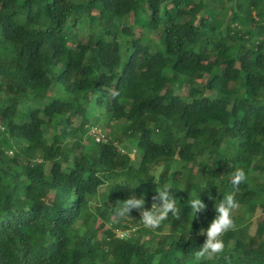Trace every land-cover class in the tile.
<instances>
[{"label":"trees","instance_id":"obj_1","mask_svg":"<svg viewBox=\"0 0 264 264\" xmlns=\"http://www.w3.org/2000/svg\"><path fill=\"white\" fill-rule=\"evenodd\" d=\"M121 135L136 142L137 164ZM237 168L248 177L238 191ZM165 188L179 213L159 228L136 210L114 216L118 199L144 197L151 210ZM229 193L236 228L224 253L197 261L200 229ZM130 226L132 238L116 237ZM225 256L264 264V0H0V264Z\"/></svg>","mask_w":264,"mask_h":264},{"label":"clouds","instance_id":"obj_2","mask_svg":"<svg viewBox=\"0 0 264 264\" xmlns=\"http://www.w3.org/2000/svg\"><path fill=\"white\" fill-rule=\"evenodd\" d=\"M118 95V93H114ZM248 177L242 168H237L231 173L230 183L234 189L239 190V186L247 181ZM209 199H212L209 196ZM154 201L151 210L145 209L146 200L141 197L130 196L124 200H117L114 207V216L124 220L130 217L133 210L141 213L142 225L151 230H155L168 219L171 214L178 217L179 210L176 205L175 198L170 194V190H157V194L152 197ZM191 211L196 215L205 212L207 205L201 198H191L188 200ZM215 218L210 222L209 227L200 229L199 234L205 236V242L194 251L193 255L197 261L211 259L214 256H219L225 251V242L223 237L229 231L236 228L233 212L239 208V203L236 201L234 194L229 193L223 197L221 202L215 204ZM118 230V229H115ZM114 233L116 234V232ZM117 237V236H116ZM119 238V237H117ZM132 238V237H131ZM122 239V238H119ZM130 239V238H128ZM225 261H229V257H224ZM230 264V261H229Z\"/></svg>","mask_w":264,"mask_h":264},{"label":"rangeland","instance_id":"obj_3","mask_svg":"<svg viewBox=\"0 0 264 264\" xmlns=\"http://www.w3.org/2000/svg\"><path fill=\"white\" fill-rule=\"evenodd\" d=\"M71 28H68V30H70ZM138 31V30H137ZM153 44L154 46H156L159 51H163V46H158L159 43H160V39L157 38V37H153ZM69 48H74V46H69ZM207 80V77L204 76V75H200L196 80H193V79H190V78H187L185 79V83H184V86L183 88L180 90V93L181 94H187L188 90L191 88V86L193 85V83L195 82H206ZM123 123V121L121 122ZM49 132H52L54 131V128L49 126ZM100 128H102V126H100ZM104 129V128H102ZM105 130H108L109 129H105ZM120 141L122 144H124L123 146L121 145L119 148L121 149V151L123 152L124 150H126V152L128 151L127 149H129V151H132V153H130V157L132 158V160H134V163L137 164L136 162H138L139 158H140V155L141 153L137 150V145H136V142H132V143H129L128 144V141H129V138L125 135H121L120 136ZM88 144V142H87ZM128 148H127V147ZM126 147V148H125ZM155 171H159V168L155 169ZM103 191L104 189L101 190V194H103ZM111 191V188L107 187L105 188V196H106V199L107 197L109 196V193ZM48 205H50L49 202H46ZM263 218V215H260L259 213L255 216V218L253 219V223H252V226H251V229H250V235L253 237L256 233V228H257V222L258 220L262 219ZM108 229H109V226H108Z\"/></svg>","mask_w":264,"mask_h":264},{"label":"built area","instance_id":"obj_4","mask_svg":"<svg viewBox=\"0 0 264 264\" xmlns=\"http://www.w3.org/2000/svg\"><path fill=\"white\" fill-rule=\"evenodd\" d=\"M88 134L90 137L94 139L96 143H106L107 142V136L104 134V132L99 126L89 127ZM136 230H137L136 227L130 226L129 229H118V230H115V232H116L117 237L122 238V239H128L134 235Z\"/></svg>","mask_w":264,"mask_h":264}]
</instances>
